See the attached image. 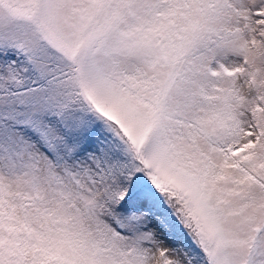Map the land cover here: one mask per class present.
<instances>
[{
  "label": "snow or ice",
  "instance_id": "6c2138e0",
  "mask_svg": "<svg viewBox=\"0 0 264 264\" xmlns=\"http://www.w3.org/2000/svg\"><path fill=\"white\" fill-rule=\"evenodd\" d=\"M0 264H264V0H0Z\"/></svg>",
  "mask_w": 264,
  "mask_h": 264
}]
</instances>
